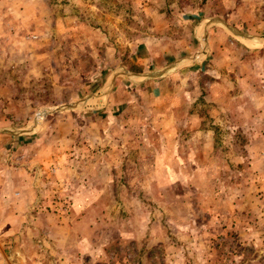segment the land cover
<instances>
[{
    "label": "rangeland",
    "instance_id": "1",
    "mask_svg": "<svg viewBox=\"0 0 264 264\" xmlns=\"http://www.w3.org/2000/svg\"><path fill=\"white\" fill-rule=\"evenodd\" d=\"M0 166L5 264H264V0H0Z\"/></svg>",
    "mask_w": 264,
    "mask_h": 264
},
{
    "label": "crops",
    "instance_id": "2",
    "mask_svg": "<svg viewBox=\"0 0 264 264\" xmlns=\"http://www.w3.org/2000/svg\"><path fill=\"white\" fill-rule=\"evenodd\" d=\"M97 98L103 99L102 104L104 103L103 97H93L86 102L87 106L89 107L91 101L93 102L95 99L98 100ZM46 158H44V160H46ZM15 169L14 167L10 168L12 172L8 178L5 176L4 166H0V238H9L7 242L4 240L3 243H13V240H16L17 243L19 240L23 242L35 229L39 231V228H37L38 225L35 224V222H27L29 214L27 212L32 206L35 192L31 183L26 181L22 173L19 171L16 172L17 170ZM19 169L20 168H18V170ZM19 175L21 176L20 178ZM28 220H30V218ZM38 234L40 233L38 232ZM0 244L2 245L1 240ZM13 247L11 246V248ZM17 247L18 246H16L15 249ZM19 255H23L22 251H20ZM4 257L8 259V256ZM0 264H5L1 256Z\"/></svg>",
    "mask_w": 264,
    "mask_h": 264
},
{
    "label": "bare ground",
    "instance_id": "3",
    "mask_svg": "<svg viewBox=\"0 0 264 264\" xmlns=\"http://www.w3.org/2000/svg\"><path fill=\"white\" fill-rule=\"evenodd\" d=\"M98 99V98H97ZM103 99H98V100H94L93 102L91 101V103H90V105H89V107H97V106H101V104H102V101ZM87 102V101H86ZM89 104V103H88Z\"/></svg>",
    "mask_w": 264,
    "mask_h": 264
},
{
    "label": "water",
    "instance_id": "4",
    "mask_svg": "<svg viewBox=\"0 0 264 264\" xmlns=\"http://www.w3.org/2000/svg\"><path fill=\"white\" fill-rule=\"evenodd\" d=\"M245 38H250V37H245ZM167 70V69H166ZM166 71H164L162 74H164ZM130 76H135V75H130Z\"/></svg>",
    "mask_w": 264,
    "mask_h": 264
}]
</instances>
